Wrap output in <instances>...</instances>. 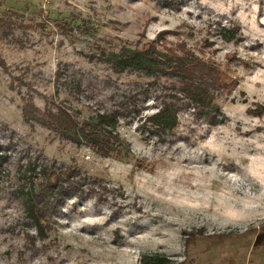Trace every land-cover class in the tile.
I'll list each match as a JSON object with an SVG mask.
<instances>
[{
	"label": "rangeland",
	"instance_id": "1",
	"mask_svg": "<svg viewBox=\"0 0 264 264\" xmlns=\"http://www.w3.org/2000/svg\"><path fill=\"white\" fill-rule=\"evenodd\" d=\"M181 1L172 10L149 0H0V19L16 23L15 39L0 29V264H140L153 255L169 264H264V112L250 113L264 107V0ZM231 21L244 37L238 46L216 32ZM163 31L174 33L166 45L186 42L239 80L230 99L218 100L224 124L210 127L187 108L161 141L141 129L149 109L120 122L126 146L103 158L26 122L30 99L41 110L60 100L95 116L104 95L77 101L57 88L59 64L95 83L110 76L121 93L136 77L91 60L97 46L135 49ZM42 164L77 166L107 189L104 202L69 199L44 240L24 210Z\"/></svg>",
	"mask_w": 264,
	"mask_h": 264
},
{
	"label": "trees",
	"instance_id": "2",
	"mask_svg": "<svg viewBox=\"0 0 264 264\" xmlns=\"http://www.w3.org/2000/svg\"><path fill=\"white\" fill-rule=\"evenodd\" d=\"M149 1L161 9L180 10L182 7L181 0ZM8 19H0V29L4 36L15 39L16 23ZM216 32L221 39L233 42L236 46L244 41L241 27L234 21L228 26L218 22ZM169 34L174 33L160 32L154 40L135 49L122 47L119 51H112L97 46L99 52L97 56L92 55L91 60L96 57L98 63L114 74L136 77L137 80L128 84L121 93L111 89L114 82L110 76L95 83L70 65L59 64L55 75L57 88H63L77 101L82 97L92 99L97 91L104 95L105 100L99 101L95 116L83 117L65 101L57 100L52 107L47 105L41 110L30 99L23 107L26 122H35L77 146L91 149L103 158L111 157L126 146L118 131L120 122L130 125L149 109L154 112L142 118L141 129L161 141L175 135L180 126V114L187 108L192 109L193 115L210 127L224 124L225 115L218 100L230 99L239 86V80L229 76L215 62L198 56L186 42H179L175 46L166 45L163 41ZM205 45L213 44L205 41ZM228 57L232 62L249 65V62L235 55ZM0 66L6 67L1 59ZM151 97L153 103L148 108ZM263 112V106L250 111L258 116H262ZM144 138L148 140V136L144 135ZM3 149L0 143V153ZM5 157L0 154V166ZM32 173L34 175L30 178L38 185L27 192L24 201L25 220L34 227L40 239L47 237V230H51L53 220L69 199L96 198L99 202L106 201L107 189L101 185L98 189L97 178H87L77 166L42 164L39 170H33ZM140 264H169V260L161 255L145 256Z\"/></svg>",
	"mask_w": 264,
	"mask_h": 264
}]
</instances>
